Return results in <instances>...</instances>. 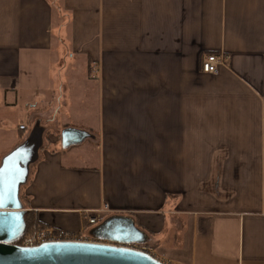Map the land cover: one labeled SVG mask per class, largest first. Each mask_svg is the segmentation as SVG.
Wrapping results in <instances>:
<instances>
[{"label": "crops", "instance_id": "0c3cea01", "mask_svg": "<svg viewBox=\"0 0 264 264\" xmlns=\"http://www.w3.org/2000/svg\"><path fill=\"white\" fill-rule=\"evenodd\" d=\"M86 91L95 119L70 125ZM36 120L22 201L44 226L107 204L170 264H264V0H0V160Z\"/></svg>", "mask_w": 264, "mask_h": 264}, {"label": "water", "instance_id": "95a60500", "mask_svg": "<svg viewBox=\"0 0 264 264\" xmlns=\"http://www.w3.org/2000/svg\"><path fill=\"white\" fill-rule=\"evenodd\" d=\"M44 129L36 120L25 138L0 160V264H166L123 245L144 243L147 235L131 216L121 214L109 215L91 229L97 242H47L33 247L16 243L26 229L27 210L20 190L28 181L30 166L39 158ZM87 135L73 128L61 131L63 145Z\"/></svg>", "mask_w": 264, "mask_h": 264}, {"label": "built area", "instance_id": "2783aa9c", "mask_svg": "<svg viewBox=\"0 0 264 264\" xmlns=\"http://www.w3.org/2000/svg\"><path fill=\"white\" fill-rule=\"evenodd\" d=\"M229 56L227 54H207L205 58L202 60L201 63V70L205 73H216L218 71V68L221 64H224L227 62ZM20 129H25V126L23 124L19 125ZM110 213L109 206L107 204H104L102 207H100L97 210H94L93 212H89L86 214V222L89 225H95L101 222L106 216H109ZM19 243H17L20 246L25 247H33L38 246L43 243L47 242H72V241H82V242H97L98 239H95L94 236L91 234L87 235L84 233V230L82 231H72V230H66L63 228H55L52 226H36L32 228L28 233L24 234L22 237L19 238ZM126 247L133 248L136 250L144 251L152 255L158 260H161L162 262L166 264H170L169 261H164L160 258H157L151 248L147 246L144 243H125L123 244Z\"/></svg>", "mask_w": 264, "mask_h": 264}, {"label": "rangeland", "instance_id": "374dc122", "mask_svg": "<svg viewBox=\"0 0 264 264\" xmlns=\"http://www.w3.org/2000/svg\"><path fill=\"white\" fill-rule=\"evenodd\" d=\"M54 50H55V48L53 49V51ZM64 52H62V53H64ZM66 59H67V61H69V58H66ZM61 65H62V61L60 62L59 66H57V68H56V78H58V80H57V84L58 85L60 84L59 82H61V80L65 81V79H64V77H65V71L63 70V68H61ZM75 66L77 68L76 77H81V73H78V71H79L78 70L79 69V61L78 60H77V62L75 64ZM51 67H53V64H52ZM78 81H79V79H78ZM52 82H54L53 77H52V80H51V84L49 83L50 86L52 85ZM73 83H74V81H73ZM61 90L63 92H65V84H64V86L62 87ZM33 92L35 93V99H36L35 101L36 102L39 99L40 95H43V98H45V99H49L50 98L49 95H47L46 90H44V89H41V88L36 87V88H34ZM82 94H83L82 98H83L84 101L77 102L75 105L72 106L71 109H67V106H64V110L66 111L65 113H67L66 114L67 115V118L65 120L70 125H76V124H79V125H89L90 123H93V121L95 119L94 118L95 117V112L92 111L93 107L91 106V103H90L91 100H92L91 99L92 95L89 94V91H86V94L85 95H84V93H82ZM68 99L70 100V98H68ZM65 100H67L66 97L64 98V101ZM86 106H87V109H83V107H86ZM12 116H16V112L13 113ZM19 116H20V113H19ZM21 117L26 121V118H24L23 115H21ZM57 130L58 129H56V131ZM28 131H29V129H28ZM45 131L46 130L44 129V132ZM85 143L86 144H90L87 140L85 141ZM84 233L87 234V235H89L90 234V231L87 229V230L84 231Z\"/></svg>", "mask_w": 264, "mask_h": 264}, {"label": "trees", "instance_id": "16d2710c", "mask_svg": "<svg viewBox=\"0 0 264 264\" xmlns=\"http://www.w3.org/2000/svg\"><path fill=\"white\" fill-rule=\"evenodd\" d=\"M52 2H55V0H51ZM49 121H51V119H48ZM53 120V119H52ZM33 124H34V122L31 124V127L33 126ZM53 126V123L51 122V124H50V126L49 125H45L44 127H45V132H44V135H43V145H42V147L40 148V151H39V155H40V153H41V150L42 149H44L49 143H48V141H47V134L50 132L49 131V127H52ZM30 127V128H31ZM29 128V129H30ZM25 133H22L21 135H20V139H19V141H21V140H23L24 139V137H25ZM33 165V164H32ZM31 165V166H32ZM24 186L25 185H23L22 187H21V190H20V196H21V199L22 200H25L26 198H25V196H24V194H23V188H24ZM24 218H25V222H26V229H25V231H24V233H23V235L24 234H26V233H28L32 228H34V227H36V226H44L39 220H37V217L35 216V214H33V212L32 211H26L25 212V215H24ZM22 235V236H23ZM21 236V237H22ZM19 239L16 241L17 243H19Z\"/></svg>", "mask_w": 264, "mask_h": 264}, {"label": "flooded vegetation", "instance_id": "af4514ba", "mask_svg": "<svg viewBox=\"0 0 264 264\" xmlns=\"http://www.w3.org/2000/svg\"><path fill=\"white\" fill-rule=\"evenodd\" d=\"M106 217H107V216H106ZM106 217H105V218H106ZM105 218H104V219H105ZM91 229H92V228H91ZM91 229H90L89 231H91ZM94 238H95V237H94ZM95 239H97V238H95ZM98 240H99V239H98Z\"/></svg>", "mask_w": 264, "mask_h": 264}]
</instances>
